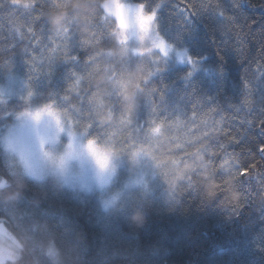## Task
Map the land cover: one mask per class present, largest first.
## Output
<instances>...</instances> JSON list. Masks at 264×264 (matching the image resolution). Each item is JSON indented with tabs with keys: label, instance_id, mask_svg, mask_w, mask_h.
<instances>
[{
	"label": "clouds",
	"instance_id": "9594fccd",
	"mask_svg": "<svg viewBox=\"0 0 264 264\" xmlns=\"http://www.w3.org/2000/svg\"><path fill=\"white\" fill-rule=\"evenodd\" d=\"M8 3L15 45L0 48V264H162L191 227L147 243L141 233L182 216L187 199L226 217L240 215L234 197L235 207L245 200L264 213V179L245 189L257 174L241 179L240 155L212 150L223 129L192 132L180 119L187 108L173 104L209 97L202 88L223 76L228 47L214 41L223 42L227 17L247 21L252 0H192L193 14L176 0ZM36 15L39 34L29 31ZM209 20L216 60L200 41ZM32 36L39 73L24 44ZM206 264L239 261L216 246Z\"/></svg>",
	"mask_w": 264,
	"mask_h": 264
},
{
	"label": "trees",
	"instance_id": "16d2710c",
	"mask_svg": "<svg viewBox=\"0 0 264 264\" xmlns=\"http://www.w3.org/2000/svg\"><path fill=\"white\" fill-rule=\"evenodd\" d=\"M260 2L261 0H252L247 21L232 19L227 25L228 30L222 43L214 41L220 43L221 47H228L222 53L223 61H219L224 67L223 76L215 87L202 88L211 98L192 96L189 101L179 97L173 100L177 108H187L180 119L192 132H196L198 127L203 128L205 124L223 129L218 139L212 141V150L219 152L220 145H224L223 151L240 155L245 161L242 172H247L241 179L253 172L257 174L252 184L244 185L245 189L252 192H255L264 179V159L259 152L261 145H264V125L260 123L264 120V78L258 80L261 73H264V33L261 32L264 29V11L258 7ZM176 6L189 14L195 12L192 0H176ZM221 12L223 8H218L217 14ZM34 17L38 19L30 22L39 34L42 18L38 15ZM12 20V9L8 0H0V48H8L9 54L15 45L12 40L14 29L9 31ZM213 23L212 20L203 23L200 41L212 59L216 60V52L209 39L215 35ZM34 43L35 36H32L31 42L24 41L30 49L28 55L35 54L37 57L35 71L39 73L44 65L40 59L39 47L33 49ZM44 70L47 71L46 68ZM60 70L58 68V72ZM241 78L245 84L250 80L258 81L254 88L243 90ZM215 189V184L209 185L210 192ZM188 190L191 189H185ZM235 205L234 197L230 210L232 215L241 211L240 215L226 217L219 209L200 205L198 199L189 198L182 210V216L157 219L141 233L140 242L147 243L154 235L163 231L175 232L176 225L183 222L191 227L194 235L191 238L173 240L162 264H206L208 253L216 246L225 248L239 264H264V213L254 209L245 200L240 201L238 208Z\"/></svg>",
	"mask_w": 264,
	"mask_h": 264
},
{
	"label": "snow or ice",
	"instance_id": "6c2138e0",
	"mask_svg": "<svg viewBox=\"0 0 264 264\" xmlns=\"http://www.w3.org/2000/svg\"><path fill=\"white\" fill-rule=\"evenodd\" d=\"M220 14L223 15V12H221ZM34 19H38V17H32V18L30 19V21H31V20H34ZM232 19H233V17H231V16L227 17V20H228V21H232ZM31 24H32V23L30 22V24H29V31H30V32L32 31ZM261 32L264 33V29H261ZM261 77H264V73H261ZM261 77H260V78H261ZM260 78H259V79H260ZM259 79H258V80H259ZM258 80H250V81L248 82V84H247L246 87L249 88V89L254 88V87H253V84H254L255 82H257ZM245 102L247 103V101H245ZM218 123H219V122H218ZM260 123H261L262 125H264V120H261ZM156 130H157V131L159 130V126H157V129H156ZM220 147L223 149L224 145H220ZM259 152L261 153V158L264 159V147H260V148H259ZM105 162H106V158H105ZM251 167L254 168L255 165H251ZM243 175H247V172H243Z\"/></svg>",
	"mask_w": 264,
	"mask_h": 264
}]
</instances>
